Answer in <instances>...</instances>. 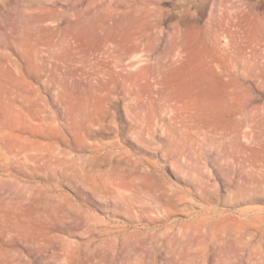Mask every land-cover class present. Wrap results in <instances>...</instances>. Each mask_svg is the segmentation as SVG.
I'll return each instance as SVG.
<instances>
[{
    "label": "rangeland",
    "instance_id": "rangeland-1",
    "mask_svg": "<svg viewBox=\"0 0 264 264\" xmlns=\"http://www.w3.org/2000/svg\"><path fill=\"white\" fill-rule=\"evenodd\" d=\"M0 264H264V0H0Z\"/></svg>",
    "mask_w": 264,
    "mask_h": 264
}]
</instances>
